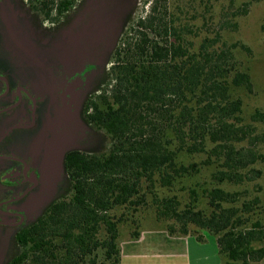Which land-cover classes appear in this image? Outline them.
<instances>
[{
  "label": "trees",
  "instance_id": "1",
  "mask_svg": "<svg viewBox=\"0 0 264 264\" xmlns=\"http://www.w3.org/2000/svg\"><path fill=\"white\" fill-rule=\"evenodd\" d=\"M18 1L33 8L25 15L31 23L38 18L40 24L64 25L78 9L76 0H52L51 7L48 0ZM163 18L159 0H149L144 14L118 30L79 103L81 128L92 136L88 147L64 153L58 194L33 220L14 228V247L4 264H120L117 225L124 215L114 218L111 212L141 204L145 182L169 188L196 172L180 157L206 144L218 155L214 182L238 185L261 176L251 167L264 161L254 150L253 128L243 124L241 101L229 93L230 84L251 87L249 76L232 63L234 46L215 48L216 36L195 48L186 28ZM257 117L264 114L256 112L253 120ZM238 196L211 189L207 214L195 201L179 209L174 196L154 194L152 201L155 218L173 222L163 228L169 235L204 243L200 232H207L222 264H259L264 259L260 200L243 202L239 211L225 205ZM138 235L133 232L130 239Z\"/></svg>",
  "mask_w": 264,
  "mask_h": 264
},
{
  "label": "rangeland",
  "instance_id": "2",
  "mask_svg": "<svg viewBox=\"0 0 264 264\" xmlns=\"http://www.w3.org/2000/svg\"><path fill=\"white\" fill-rule=\"evenodd\" d=\"M148 1L76 0L74 8L78 9L64 25L41 22L38 27V18L32 23L25 18L30 10L34 13L33 8L22 7L18 0H0V153L10 158L0 160V183L4 184L0 202L26 192L24 208L19 203L0 205V222L17 223L22 216V223H28L58 194L62 156L69 150L88 147L85 141L92 137L81 128L79 103L98 76L118 30L144 14ZM159 7L164 23L187 29L183 32L193 47L204 38L216 36L215 48L234 46L232 63L249 76L251 87L230 84L229 93L241 101L243 124L253 128L254 150L264 158V119L253 120L256 112L264 114V0H159ZM5 82L10 86L8 91ZM13 126L19 127L10 129ZM214 151L206 144L200 152L184 153L180 160L185 166L194 165L196 172L169 188H159L158 184L150 187L145 182L141 204L114 209V218L124 215L117 225L118 241L142 229L173 224L155 218L154 194L176 197L179 209L195 201L205 214L209 212L207 193L213 188L238 193L237 201L225 204L238 211L243 202L256 197L264 224V161L251 166L261 171L253 181L216 183L212 174L219 170V160ZM13 212L14 217L6 214ZM13 234L0 231V264L11 256Z\"/></svg>",
  "mask_w": 264,
  "mask_h": 264
},
{
  "label": "crops",
  "instance_id": "3",
  "mask_svg": "<svg viewBox=\"0 0 264 264\" xmlns=\"http://www.w3.org/2000/svg\"><path fill=\"white\" fill-rule=\"evenodd\" d=\"M203 237L204 243H198L192 236L169 235L163 228L142 229L136 239L119 242L120 264H222L215 238L208 233Z\"/></svg>",
  "mask_w": 264,
  "mask_h": 264
},
{
  "label": "flooded vegetation",
  "instance_id": "4",
  "mask_svg": "<svg viewBox=\"0 0 264 264\" xmlns=\"http://www.w3.org/2000/svg\"><path fill=\"white\" fill-rule=\"evenodd\" d=\"M26 1V3H27V0H25ZM46 22V21H45ZM42 24V23H41ZM40 23H38V25H41ZM50 25H58V22H55V23H49ZM56 27V26H55ZM9 88H10V86H9V84L8 83H6L5 82V91H8L9 90ZM19 126H13V127H11L10 129H12V128H18ZM1 150V149H0ZM7 159H10V158H8V157H5L4 155H2L1 153H0V160H3V161H7ZM13 161H17L18 162V160L17 159H14V158H11ZM12 162V161H11ZM20 162V161H19ZM25 164H24V168H25ZM1 186H4V184H2V183H0V187ZM9 187H11V186H9ZM8 187V188H9ZM7 188H4L3 190H6ZM26 192H24L22 195H20L18 198H12V199H10V200H8V201H2V202H0V205H4V204H7V203H14L15 205H16V203L18 204H20L19 206H22L23 208H24V202H25V200H26ZM7 215H11V216H15L16 214H15V212H13V213H6ZM13 216V217H14ZM23 217L22 216H19V220H18V222L17 223H3V222H0V231L2 232L3 230L4 231H6L7 232V235H9L10 233H12V231L14 230V228L15 227H19V226H21V225H23L24 223H22L23 222V219H22Z\"/></svg>",
  "mask_w": 264,
  "mask_h": 264
}]
</instances>
